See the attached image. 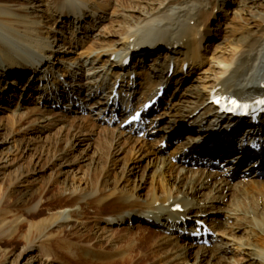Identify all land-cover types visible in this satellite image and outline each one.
I'll list each match as a JSON object with an SVG mask.
<instances>
[{"label":"bare ground","instance_id":"6f19581e","mask_svg":"<svg viewBox=\"0 0 264 264\" xmlns=\"http://www.w3.org/2000/svg\"><path fill=\"white\" fill-rule=\"evenodd\" d=\"M218 1L221 0H213V2ZM209 2L210 0H164L157 8L139 12L137 19H130L122 35L111 44L112 48H105L104 42L101 43V37L104 36L101 29L113 14L100 9L102 6L97 8L88 0H59V4L54 3L46 11L40 9L41 4L31 0L26 6L0 5V77L4 78V81L1 80L2 84L0 83V103H2L0 112L10 111L13 117L19 119L31 118L35 128L41 131L40 128L48 130L52 125L65 121L64 116L67 115L63 107H73L72 110L70 109L75 113L73 119L79 118L77 113L84 111L85 108L95 110L100 122L103 121L106 126L102 129V139L111 138L117 158L126 148V144H130L131 152L137 155L136 161L124 170L126 176L124 179H119L120 188H116L111 196L98 199L99 203H103L108 197H115L118 202L126 206V210L118 212L123 209L120 205L121 208L118 210L94 217L97 218L95 224L100 221L109 230L113 226L123 227L124 224L130 223L134 227L144 226L143 228L152 232L153 238L158 236L160 239L155 249L162 254L166 249L162 244L168 246L166 255L168 258L161 255L165 264H201L203 261L207 264H264V215H259L261 208L250 218L251 222L248 226L251 230L248 231L251 237L240 238L241 236L236 237L234 233L228 232L232 229L229 223L232 219L236 221L244 215L248 217L251 214H246L249 210L241 211L236 203H228L229 207L226 210L224 200L227 193L235 196L232 189H239L238 198L245 197L251 201L252 199L259 201V206L264 208V181L258 182L259 179L248 180L246 183L244 180L231 181L230 178L222 177L219 173H209L198 166V161L205 154L221 155L230 159L231 162L226 168L229 170L239 157L248 155L246 154L248 150L255 160L264 153V119L258 121V118H263L262 114L248 120L241 118L236 122L234 116L220 111V107L212 102L214 95L251 97L264 94V72L260 70V65L264 62V9L254 8L250 19L258 20L262 26L258 25L255 30L246 33L241 40H237L240 45L232 50V57L216 66L215 80L208 90L195 88L191 95L187 92H178L183 81L191 82L189 77L183 80L184 74L190 76L191 67L201 63L202 56L199 59L198 47L204 39V32L201 28L191 37L190 30L196 29L192 26L199 25L202 19L198 18L202 14L200 12L210 7ZM251 2L252 0H242L243 10L238 7L237 10L232 11L238 21L241 12H245L244 6ZM56 4L61 5V8L54 13L53 8ZM19 8H23L20 14ZM53 14H56L57 22L60 19L62 22L72 24L70 25L73 26L72 33H81L83 37L89 39L86 40L90 43L86 47L85 56L64 58L78 45H82V40L79 36V38L77 36L63 38L65 32L59 23L56 28L48 26L49 17ZM189 17H195L196 22H191ZM28 18H31L30 26L25 24ZM210 32L212 36L220 37L215 30ZM250 40H253L252 43L257 46L251 48L247 43ZM13 42L17 45L39 44L40 49L29 50L31 53L28 56H21L18 53L20 49ZM4 43L10 44L11 48ZM259 44L260 48L257 50ZM144 52H152L151 54L155 55H149L151 56L149 71L139 68L142 60L147 58ZM172 54H180L182 57L179 68L173 62ZM100 55H106L108 58L101 62ZM112 56L114 59H111ZM128 56H131L132 66L122 63ZM55 57L59 60H51ZM221 58L225 60L228 57ZM221 58L216 57L215 63ZM185 62L188 64L186 70L183 69ZM193 63L196 65H192ZM170 70H172L171 75H169ZM180 70L183 72L182 77L177 76L173 79L174 74H182ZM27 71L29 72L25 82L17 88L21 77ZM131 73H135L137 78L131 77ZM6 78L8 79L5 81ZM160 86L163 95L169 97L164 99L162 96V102L158 101L148 108L149 110L147 109L150 124L145 129L147 134H160L157 139L163 144L159 146V143L138 137L120 124L125 120V114L130 107L143 105L149 97L157 93ZM33 92L34 98L27 99V96L31 97ZM12 99L16 100V104L10 109L6 104ZM58 103L62 104L60 109ZM80 108L84 109L80 110ZM115 115L121 118L118 123H112L110 120ZM28 123L27 121L26 124ZM73 124L70 127L73 134L69 132L74 136L73 142H69L70 145L66 143L61 152L55 155L62 169L78 164L79 159L71 162L68 158L75 147L73 146L75 140L77 145L83 146L81 152L89 151L90 133H84L88 129ZM182 132L185 134L182 135V140H178ZM219 136L221 140H217L211 146H204ZM70 139L71 136L67 137V141ZM4 143L0 141L1 145ZM227 149H236V151L226 157ZM155 152H160L164 156H154ZM144 157L147 158L149 167V175H146V179L148 177L151 180L150 194L142 199L139 191L144 188V178L133 185L132 190L129 191L126 187L129 176L135 172L138 160ZM81 158L83 160V157ZM192 165L197 167L192 169ZM113 166L114 163L107 167L111 170ZM61 172L60 169L59 173ZM22 178L19 176V181ZM252 189L258 192L253 198L250 196ZM93 196L94 194L90 193L89 198ZM251 205L245 202V206ZM177 206L180 208L176 209ZM74 210L73 207L57 210L56 216L59 215V218L53 225L68 221ZM218 213L220 216H215ZM222 217L228 220L224 221ZM197 219L202 220L213 231V235L208 237L210 241L208 246L196 244L191 238L190 234ZM236 229L240 227L236 226L235 232ZM170 230L173 232L167 234L166 231ZM256 231L262 234L258 235ZM31 251L23 250L21 259L19 256L17 261L21 262ZM120 254V252L107 254L109 259L105 261L109 262L114 258L117 260ZM191 256H193L192 262L189 261ZM23 264H33V262L30 259Z\"/></svg>","mask_w":264,"mask_h":264},{"label":"rangeland","instance_id":"374dc122","mask_svg":"<svg viewBox=\"0 0 264 264\" xmlns=\"http://www.w3.org/2000/svg\"><path fill=\"white\" fill-rule=\"evenodd\" d=\"M28 1L30 0H0V5L21 4L26 6ZM31 1L36 4H41L40 9L45 11L50 6L52 7L54 3L59 4V0ZM88 1L90 4L97 6V8L102 6L100 9L108 13L112 12L113 14L105 22L103 29H101V33L104 35L101 37V43L104 42L103 46L105 48H112L111 44L122 35L130 19H137L140 15L139 12L157 8L161 2H164V0ZM252 2L244 6L245 12H241L239 21L232 11L237 10L236 8L238 7V9L243 10L242 0H221L218 2L210 0V7L206 11L200 12L202 13L201 16L197 17L202 18L200 19L201 22H199V25L192 26L196 29H191L190 33L191 37H193L201 28L203 29L204 39L201 41L202 43L200 42L201 46L198 47L200 49L199 59L202 56L201 63L199 65L192 64L196 66L190 65V67L192 66L189 72L190 76L184 74L185 77L183 80L189 77L191 78V82L183 81L177 90L178 92H187L191 95L195 88L208 90L211 84L214 83V76L217 73L215 72L216 66L228 61L232 57V50L240 45L237 40H241L246 33L255 30L258 25L259 27L262 26V23L260 24L258 20H251L250 14L254 8L257 10L264 9V0H252ZM57 4L53 8L54 13L61 8V5ZM227 7L229 8L226 11ZM22 10L23 8H19L18 13L20 14ZM189 18L191 22H196L195 17ZM56 20V14H53L52 17H49L48 26L56 28L57 23H59L65 32L63 33V38L69 39L68 37L79 36L82 40V45H78L64 58L85 56L86 47L90 43L89 41L86 42V40L89 39L86 36L83 37L81 33H72L73 26H70L72 24L69 22L65 23L60 19L57 22ZM25 24L30 26L31 18L26 19ZM213 30L220 37L212 36L210 31L213 32ZM23 38L26 40L29 39L28 37ZM252 41L247 42L251 48L257 46ZM13 43L20 49L18 53L21 56H28L31 53L29 50L40 49L39 44L24 43L17 45L15 42ZM4 44L11 48L10 44ZM259 48L260 44L257 50ZM151 53H146L147 58L142 60L140 69L149 71L148 65L151 57L149 55L155 56ZM172 56L177 68H179L182 57H180V54H172ZM222 56L228 58L222 60ZM100 57L102 62L107 56L100 55ZM216 57L221 58V60L215 63ZM111 59H114V56ZM51 60L57 61L59 59L55 57ZM130 65L132 66V62H130ZM260 70L264 72V62L261 63ZM179 72L182 71L180 70ZM27 74L28 71L21 77L17 88L21 87L22 83L25 82ZM157 74H161V72ZM182 75L183 72L182 74H174L173 79L177 76L182 77ZM3 79V77H0L1 84V80ZM31 94V97L27 96V99L34 98V93ZM168 97L169 95L165 98ZM15 104L16 100L12 99L6 105L11 109ZM58 109H60L59 106ZM70 109L72 110L73 107H63L64 112L69 116L68 118L64 116L65 121L52 125L48 130L40 128L42 129L41 131L35 128V124L31 118L29 120L28 118H20L22 119L20 120L19 117H13L10 111L6 112L3 109L4 112H0V141L5 142L2 145L0 144V264H23L26 260L30 259L33 264H165L161 255L163 254L166 257L168 246L165 247L161 243L164 249L166 248L161 254V251L155 249V245L160 242L159 237L153 238L154 235L152 236V232L143 228L144 226L134 227L130 224H124L123 227L113 226L109 230L100 221L95 224L97 218L94 217L96 216L105 215L108 211L118 210L121 206H123V209H120L118 212L126 210V206L118 202L115 197H108V200L103 203H99L98 199L104 196H111L116 188H120L118 183L119 179L125 178L126 174L124 170H127L133 161H136L137 155H133L129 148L130 144H126V148L122 150V153L118 154L117 158L115 156V150L112 147L114 142L111 138L102 139V129L106 126L98 119L97 112L86 109L81 113H77L79 115V118L77 117L78 119H73L75 113H72ZM27 121L29 122L28 124H26ZM73 123L75 125H82L88 129L84 133H90L88 135L90 137L88 141L89 151L81 152L83 146L77 145L75 140L73 143L75 147H73L74 149L68 158L71 162L79 159L78 164L62 169L59 167L60 161L56 160L55 155L58 154L57 152H61L66 143L70 145L73 142V130L70 129L74 125ZM69 132H72V134H69ZM184 134L185 132H182L178 140H182V135ZM159 135L156 133L154 136L146 138V140H152L149 142L158 144L159 141L157 138ZM69 136H71V139L67 141V137ZM57 142L59 143L57 144ZM160 144H163V142L159 143V146ZM154 156L164 155L160 152H155ZM81 157H83V160ZM146 160L147 158L145 159V157L144 159L138 160L139 166L137 164L135 172L129 176L126 187L130 191L133 185H136L141 178H144V188L139 191L142 199H145L150 194L149 182L151 179L148 177L146 179V175H149V167ZM113 163V169L110 170L109 167ZM60 169L62 170L61 173H59ZM19 176L21 178L24 176V178L19 181ZM232 190L235 196L230 193L226 194L224 198L226 201L225 209L227 210L229 204L236 203L241 211L243 209L249 210L246 214H251V216L247 217L244 215L236 221L232 219L229 223L232 229L228 232L234 233L236 237L241 236L240 238L244 236L251 237V233L249 232L251 227L248 226L251 222L250 218L254 216V212H259L260 208L261 213L259 215H264V208L259 206V201L256 202L253 199L251 201L245 197L238 198L240 193L239 189ZM90 193L94 194L95 197L89 198ZM203 193L207 194L208 192ZM257 193L252 189L250 196L253 198ZM200 197L204 198L202 196ZM245 202L248 205L250 203L252 205L247 207L245 206ZM63 207H73L75 210L70 215L68 221L53 225L59 218V215L56 216V211ZM251 210L253 211L251 212ZM217 216H220V214H217ZM102 220L104 222V218ZM223 220L227 221L228 219ZM236 226L240 227V229H236L235 232ZM257 232L256 234L258 235L262 234ZM23 250L32 251L25 255L21 262H18L17 260L19 256L21 259ZM119 252L121 254L117 260L114 258L109 262L105 261V259H109L107 254H116ZM193 253L196 254L195 251ZM192 259L193 256H191L189 261L192 262ZM204 262L206 261H203L201 264H207Z\"/></svg>","mask_w":264,"mask_h":264}]
</instances>
